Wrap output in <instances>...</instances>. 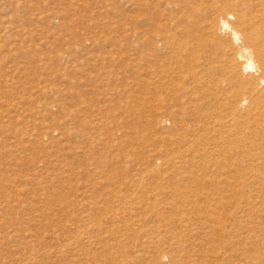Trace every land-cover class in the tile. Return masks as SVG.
<instances>
[{
	"label": "rangeland",
	"instance_id": "rangeland-1",
	"mask_svg": "<svg viewBox=\"0 0 264 264\" xmlns=\"http://www.w3.org/2000/svg\"><path fill=\"white\" fill-rule=\"evenodd\" d=\"M141 18L0 0V264H264V199Z\"/></svg>",
	"mask_w": 264,
	"mask_h": 264
},
{
	"label": "bare ground",
	"instance_id": "bare-ground-1",
	"mask_svg": "<svg viewBox=\"0 0 264 264\" xmlns=\"http://www.w3.org/2000/svg\"><path fill=\"white\" fill-rule=\"evenodd\" d=\"M137 3L141 22L156 27V53L163 50L173 68L186 66L191 73L187 102L199 121L196 131L206 138V155L217 147L238 156L250 172L249 197L264 199V0ZM199 105L206 115L198 113ZM211 135L216 143L209 149ZM260 225L256 221L247 236Z\"/></svg>",
	"mask_w": 264,
	"mask_h": 264
}]
</instances>
